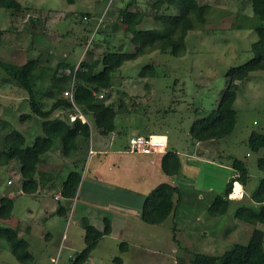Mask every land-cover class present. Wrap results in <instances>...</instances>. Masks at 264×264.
<instances>
[{
	"label": "rangeland",
	"instance_id": "obj_1",
	"mask_svg": "<svg viewBox=\"0 0 264 264\" xmlns=\"http://www.w3.org/2000/svg\"><path fill=\"white\" fill-rule=\"evenodd\" d=\"M18 1L24 8L17 13L15 11V14L0 8V60L23 64L28 59L38 58L40 67L37 70L41 78L37 79V89L41 93L44 109L51 103L42 94L52 72L46 67L53 68L60 59L76 65L90 58L86 51H90L91 57H98L107 46L129 52L134 50L125 24L118 17L119 7L132 1L128 3L129 10L146 14L137 28L154 25L148 16L152 0H112L110 3L109 0H73L72 3L65 0ZM197 1L211 5L208 21L188 32L183 54L175 57L151 50L123 63L113 78L109 93L99 98L113 104L122 101L130 109L128 114L121 110L115 118L117 127L125 133L166 132L171 148L178 152L184 164L185 179L177 182L182 187L183 199L175 218L170 216L154 228L160 236L158 248L153 247L155 242L137 243L127 253H122L117 241L103 237L91 253V259L96 264H119L114 260L118 256L122 259L121 264H176V255L183 252L181 247L190 252L219 255L235 242L245 243L253 229V225L235 218L233 213L240 203L254 206L249 194L256 188L259 177L264 175L257 168V158L264 155V149L253 152L247 144L252 130L264 132V70L251 72L239 83L233 103L236 123L232 132L224 138L205 141L204 147L208 151L204 153L205 159L214 160L216 165L202 162L194 156L196 146L188 134L193 119L216 107L226 84V70L253 56L250 45L256 40V32L242 26L246 23L244 18L251 15L250 1ZM82 12L89 14L88 21H81ZM99 18L101 21L98 23ZM145 63L155 66L154 77H140L139 70ZM6 78L0 66V116L31 144L37 135H43L39 119L32 118L35 115L30 111L26 91ZM61 96L64 97L62 93ZM26 113L33 116L20 117ZM88 142L89 137L84 150ZM43 157H49L48 161L54 163L60 159L63 169L56 183L62 181L71 169L81 171L86 162L83 159L76 168L72 164L64 165L58 138L53 140L51 149ZM231 157L242 159L248 169V178L242 187L243 198L232 200L225 214L211 215L207 211L210 199L215 194L223 193L232 175ZM18 177L15 161L0 167V195L13 198L11 216L6 220L0 219V225L18 230L28 241L34 264H41L47 253L56 250L57 242L65 231L71 242L67 240L64 243L60 259L68 264L67 255L72 256L80 251L84 244L83 230L73 222V208L72 211L68 209L65 217H50L48 209L54 206L51 203L55 201L50 196L35 198L29 194H15L20 188ZM8 180L11 184L7 183ZM198 188L203 191L202 199L197 197ZM233 189L234 182L229 193H233ZM77 196L72 199L69 208L73 200L79 202L76 201ZM28 226L29 231L25 232ZM256 227L264 230V225L260 223ZM47 232L51 237H45ZM149 235L146 234L147 240L151 239L147 237ZM172 237L176 241L173 244ZM169 245L175 247L174 251ZM149 249L157 253L151 256ZM0 262L21 264L3 239H0Z\"/></svg>",
	"mask_w": 264,
	"mask_h": 264
},
{
	"label": "trees",
	"instance_id": "obj_2",
	"mask_svg": "<svg viewBox=\"0 0 264 264\" xmlns=\"http://www.w3.org/2000/svg\"><path fill=\"white\" fill-rule=\"evenodd\" d=\"M72 3L73 0H65ZM251 15L245 17L243 27H250L256 32V40L250 48L253 56L241 64L230 67L225 72L226 84L221 90L217 105L204 115L193 119L188 127L189 137L194 144L197 141L218 140L229 135L236 123V112L233 103L239 83L246 79L253 71L264 70V0H249ZM129 4L132 1L128 2ZM119 7L118 17L125 24V31L129 33V41L133 44V51L120 48L106 47L98 57H91L90 51L85 53L90 58L79 62L78 66L60 59L52 70L45 89L44 97L51 100L47 109L42 107L41 93L37 89L38 58L28 59L23 64H16L0 60L6 79L12 80L18 87L28 94L27 101L32 114L20 117L39 119L43 135H37L31 144L26 142L25 136L0 116V167L16 161L20 182L19 194H33L43 182L46 175L39 171V165L45 160L53 140L60 141V152L63 158H68L76 168L84 159L80 149L82 142L88 140L90 130L95 127L100 133L107 134L115 129V118L120 111L130 113V109L122 101L118 104L100 100L97 95L109 93L113 87V78L123 63L151 50L168 53L179 57L185 50V37L189 31L201 27L208 21L210 6L197 0H152L149 3V17L154 22L153 27L138 29L137 24L145 18V12L129 10L128 4ZM0 8L21 11L24 6L18 0H0ZM81 21H88L89 14L81 13ZM86 20V21H85ZM239 26V27H242ZM96 42V41H94ZM68 70V72L64 71ZM59 71V72H58ZM62 71V72H61ZM140 77L156 75L155 66L145 63L139 70ZM73 81L74 102L84 114L87 122L79 117L72 121L69 116L76 113L71 102L62 97V91ZM251 151L259 152L264 149V132L252 130L247 138ZM180 167V160L175 150L168 148L162 154L160 168L170 177L176 176ZM232 176L225 184L223 193L215 194L209 201L207 211L211 215L226 213L231 200L228 193L238 182L244 187L248 178L245 162L237 157H231ZM257 168L264 172V155L257 158ZM81 181V171L71 169L60 184V193L66 201L59 205L54 214L66 216L73 198L77 194ZM254 206L240 203L234 210L235 218L253 225L249 238L245 243L235 242L219 255L190 252L186 248L182 254L176 255V264H264V230L256 227L257 223L264 225V175L260 176L256 188L249 194ZM182 193L176 182H160L144 198L140 219L151 225H157L166 220L181 201ZM13 208V198L0 195V219L10 218ZM79 225L83 230V248L74 253L68 264H92L91 253L103 237L110 234V221L103 218V227L98 229L86 217H81ZM29 230V227L26 228ZM175 240L174 237H172ZM0 239L5 240L16 260L21 264H34L29 251V243L18 230L0 225ZM176 242V241H175ZM120 252L125 251L127 243L119 242ZM121 264V258L115 257ZM0 264H9L0 262Z\"/></svg>",
	"mask_w": 264,
	"mask_h": 264
},
{
	"label": "crops",
	"instance_id": "obj_3",
	"mask_svg": "<svg viewBox=\"0 0 264 264\" xmlns=\"http://www.w3.org/2000/svg\"><path fill=\"white\" fill-rule=\"evenodd\" d=\"M143 134L145 135L152 133ZM153 135L164 136L166 138L167 144L164 151L153 152L150 154L130 153L126 150V145L128 138L131 135L125 133L123 129L118 128L116 123L115 129L107 134L100 133L95 127L92 126L86 150H84V144L87 140L82 142V147L80 149L81 153L85 157L84 159H86V162L85 166H82L83 168L81 167V181L79 189L77 190L78 196L76 200L79 202L77 203L73 200L72 207H70L71 211V208H73V222L79 225L80 218L86 217L93 226L98 229H102L103 218H108L110 221L111 230L110 234L105 237H109L112 240L117 241L118 244L122 241L126 242L127 248L122 253H127L137 243L144 244L155 242L153 247L158 248L157 245L160 240V236L157 229L154 228H157V226H160L162 223L151 225L143 222L140 219L142 202L146 195L160 182L168 181L173 183L176 182L177 184V182L181 183V180L185 179V170L183 169L184 164L179 156L180 167L176 176H173L176 178L175 181L173 180V177L167 176L162 172L160 168L161 156L166 151V149L171 148V145L166 132L154 133ZM204 143V141H197L194 143V145H199L202 150L207 153L208 151L204 147ZM89 148L92 150L91 153H88ZM195 157L200 159L202 162L208 161L209 163L216 165L214 160L208 158V160H206L205 155L202 157ZM48 159L50 158L46 157L45 160L39 165V171L45 173L44 175L46 176L43 179V182L39 185L38 189L30 195L35 198L40 196H50L55 201V203H51L54 204V206L48 209L49 216H60L58 214H54V211L58 209L59 205L64 206L66 201L63 199L60 193L61 181L56 183L55 180L60 176V171L63 169V166L60 165V159H58V163L48 161ZM61 160L63 161L64 165L72 164L73 166V162L70 159L62 157ZM219 165L223 166L224 168H228L226 165ZM7 183L11 184V181L8 180ZM179 188L181 190L182 187L180 186ZM197 190L199 192L197 193L198 199H202L204 197L203 191L199 190V188ZM19 193L20 188H18L15 194ZM181 193L183 199L184 193L182 190ZM229 199L231 201L240 200L232 197ZM180 202L176 205L172 215H170L173 216V218H175L177 214ZM30 211L32 214V209H30ZM24 231L27 232L29 230L25 229ZM147 233H150V235L147 237H150L153 240L146 239ZM18 234L20 235L19 231ZM45 237H51L50 232H47ZM67 240L69 243L71 242L69 236L65 231H63L59 243L57 242L56 250L54 252L47 253L40 263L50 264V258L56 254L58 249V263L67 264L66 260L61 262L60 259L61 249L64 247V243ZM173 242L175 241L173 240L172 244ZM169 247H171V249L174 251L175 247L173 245H169ZM148 251L151 256L157 253L151 249ZM73 255L70 256L68 254V257L66 258L70 260ZM91 262L92 264H96V262L92 259Z\"/></svg>",
	"mask_w": 264,
	"mask_h": 264
},
{
	"label": "built area",
	"instance_id": "obj_4",
	"mask_svg": "<svg viewBox=\"0 0 264 264\" xmlns=\"http://www.w3.org/2000/svg\"><path fill=\"white\" fill-rule=\"evenodd\" d=\"M112 0H109L110 3ZM101 21L99 18L98 23ZM86 50V47L84 51ZM83 56V55H81ZM79 62L76 64L77 67ZM64 97H66L72 104L76 113H73L69 116V120L72 121L75 117H79L82 122H87L88 120L84 116V114L80 111L77 105L74 102L73 95V81L70 82V85L62 91ZM98 98H102L103 95L100 93L97 95ZM166 138L164 136L153 135V134H133L128 138L126 150L130 153H140V154H150L153 152H161L166 148ZM91 149L89 148L88 153H91ZM233 193H229V198H237L241 199L244 195L243 188L239 186L238 190L233 189ZM59 251L57 249L56 254L50 258V264H59Z\"/></svg>",
	"mask_w": 264,
	"mask_h": 264
},
{
	"label": "water",
	"instance_id": "obj_5",
	"mask_svg": "<svg viewBox=\"0 0 264 264\" xmlns=\"http://www.w3.org/2000/svg\"><path fill=\"white\" fill-rule=\"evenodd\" d=\"M204 153H205V152L202 150V148H201L199 145H197V146L195 147V150H194V155H195V156H197V157H202V156H204ZM173 180L175 181L176 178L173 177Z\"/></svg>",
	"mask_w": 264,
	"mask_h": 264
},
{
	"label": "bare ground",
	"instance_id": "obj_6",
	"mask_svg": "<svg viewBox=\"0 0 264 264\" xmlns=\"http://www.w3.org/2000/svg\"><path fill=\"white\" fill-rule=\"evenodd\" d=\"M235 184V183H234ZM235 190H238L239 189V183L237 186L234 187Z\"/></svg>",
	"mask_w": 264,
	"mask_h": 264
},
{
	"label": "clouds",
	"instance_id": "obj_7",
	"mask_svg": "<svg viewBox=\"0 0 264 264\" xmlns=\"http://www.w3.org/2000/svg\"><path fill=\"white\" fill-rule=\"evenodd\" d=\"M239 183V182H238ZM239 186H241L242 187V185L239 183Z\"/></svg>",
	"mask_w": 264,
	"mask_h": 264
}]
</instances>
